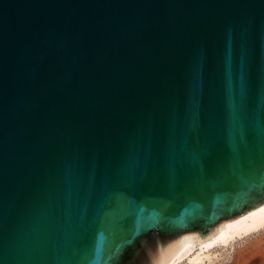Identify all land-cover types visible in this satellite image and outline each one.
<instances>
[{"label":"water","instance_id":"95a60500","mask_svg":"<svg viewBox=\"0 0 264 264\" xmlns=\"http://www.w3.org/2000/svg\"><path fill=\"white\" fill-rule=\"evenodd\" d=\"M264 205V0H0V264H170Z\"/></svg>","mask_w":264,"mask_h":264},{"label":"rangeland","instance_id":"374dc122","mask_svg":"<svg viewBox=\"0 0 264 264\" xmlns=\"http://www.w3.org/2000/svg\"><path fill=\"white\" fill-rule=\"evenodd\" d=\"M179 264H264V226L202 251L196 262L186 258Z\"/></svg>","mask_w":264,"mask_h":264},{"label":"bare ground","instance_id":"6f19581e","mask_svg":"<svg viewBox=\"0 0 264 264\" xmlns=\"http://www.w3.org/2000/svg\"><path fill=\"white\" fill-rule=\"evenodd\" d=\"M264 226V205L228 223L216 236L200 243H187L185 248L189 252L170 264H179L182 260L196 262L200 259L202 251L208 250L218 244H224L237 235H245ZM197 247V252L194 251ZM202 256V255H201Z\"/></svg>","mask_w":264,"mask_h":264}]
</instances>
